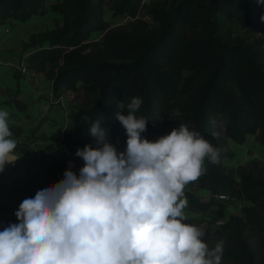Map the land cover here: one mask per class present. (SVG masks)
Returning a JSON list of instances; mask_svg holds the SVG:
<instances>
[{
    "label": "trees",
    "instance_id": "trees-1",
    "mask_svg": "<svg viewBox=\"0 0 264 264\" xmlns=\"http://www.w3.org/2000/svg\"><path fill=\"white\" fill-rule=\"evenodd\" d=\"M53 1L49 8L61 15L62 24L33 34L24 43L25 48L34 49L27 58V68L44 72L50 63L52 71L48 76L53 93L80 84L85 86L88 96L96 93L91 108L82 114L88 121L87 129L96 120H100L102 127L118 102L127 107L133 97H139L142 104L135 115L148 118L147 130L141 133L145 138L158 129L160 118L171 113L173 101L194 89L189 100L177 104L179 114L173 122L168 121L171 129L185 124L212 145L216 134H222L225 141L230 138L243 144L246 135L258 132L264 142L262 42L250 45L230 39V31H219L218 20L220 14L247 31L261 33L254 17L258 9L256 0H174L167 11L152 8L151 18L158 23L152 30L141 21L130 23L136 24L132 30L124 26L110 28L104 19L102 0ZM141 1H117L112 15L134 17ZM42 5L43 0H0V27L10 18L28 22L40 13ZM98 31L102 36L91 41L90 35ZM101 76L104 77L99 80ZM13 102L19 105L17 100ZM218 114L225 116L222 133L212 123ZM116 129L107 127V141ZM226 153L219 151L216 164L205 160L206 171L196 181L207 198L184 191L185 198L199 211L216 206L221 214L223 202L214 199L219 194L247 202L250 205L243 206L245 216L237 219L264 234V210L259 212L251 207L264 199V179L242 169L222 166ZM63 177L57 175V180ZM46 185L42 183L41 188ZM234 243L237 261L257 264L244 239L238 237Z\"/></svg>",
    "mask_w": 264,
    "mask_h": 264
},
{
    "label": "clouds",
    "instance_id": "clouds-1",
    "mask_svg": "<svg viewBox=\"0 0 264 264\" xmlns=\"http://www.w3.org/2000/svg\"><path fill=\"white\" fill-rule=\"evenodd\" d=\"M141 104L133 97L127 115L115 114L124 151L107 141L100 120L89 124L96 147L76 150L79 175L69 168L20 203L19 223L0 231V264H221L224 240L210 249L205 227L184 222V189L205 173V160L219 162V149L185 124L142 137ZM12 137L9 112L0 109V172L20 158Z\"/></svg>",
    "mask_w": 264,
    "mask_h": 264
},
{
    "label": "rangeland",
    "instance_id": "rangeland-1",
    "mask_svg": "<svg viewBox=\"0 0 264 264\" xmlns=\"http://www.w3.org/2000/svg\"><path fill=\"white\" fill-rule=\"evenodd\" d=\"M117 1L120 0L101 1L104 19L109 22L110 28L124 26L128 30H132L135 28L136 24L131 25L130 23L141 21L145 23L147 29L152 30L158 26V23L151 18L150 11L152 8H164L167 11L169 10V5L174 0H142L140 2V8L134 17L126 14L113 16V5ZM53 2V0H43V5L39 11L40 13L35 17H32L28 21L29 23H27V27H32L30 30L26 31L25 34L27 37L25 36L26 38H23L16 46L8 48L10 53H6L7 50H0V65H2V61L5 58L12 62V67L18 74V80L19 78L20 80H22L21 78H23V80L27 79L31 88L37 91L36 99L34 101H39V99L42 101L44 100L43 104H45L42 106L43 112L35 117V112L32 109L31 111L25 110L26 104L18 99L16 95L17 93L13 95V99L11 98V101L17 100L19 102V105H15V108L20 110V112L18 113L16 111V114L18 116V114L20 115L22 113L21 116H23V119H26L24 123L29 130H27L26 134L22 137L20 134L22 131L21 129H10L12 133L16 135V152L17 154H20V158L15 161V163L9 164V166L6 165L4 171L0 172V231H3L9 224L19 223L15 212L19 209V205L22 202L21 197L23 192H26L25 188L19 184L21 181L25 180L28 185H30L29 183H32V186H35V183L38 182L35 187L28 189L25 193V198H27L26 194H28V198H34L35 193L41 189L42 183H47L46 186H49L59 181L57 180V174L54 175L48 171L49 167L52 165L51 154L57 153L59 155L58 159L60 160V158L66 157L64 149L70 150L71 153L75 154L77 148H83L86 144H90L93 147V144H96L95 138L91 136L86 128L84 121L86 118H83L84 116L82 115L83 111L91 108V102H93L96 93L88 96L85 86L82 84L74 89H65L64 91L61 90L57 93H53L52 90L47 92L46 87L51 83L48 76V74L51 75L50 71H52L50 63L45 66L44 72L28 73L26 68L23 69V67L27 66L28 56L34 50L33 48L24 47V43L29 41L30 36L40 32H46L62 24L63 19L61 15L49 8V5ZM141 4H143V6H141ZM257 8L254 17L259 26H261V33L247 31L241 28L236 21L227 20L218 14L219 24H221L219 31L225 34H227V31H230V39L237 38L244 44L255 45L261 41V48L264 49V21L260 19L261 15L264 14V3L257 2ZM20 23L21 22L18 20L10 18L9 21H6L4 24L15 29ZM7 26L0 27V39L2 35L6 33L4 31L7 29ZM2 28L6 29L2 31ZM100 36H102L100 31L95 32L90 35V40L95 41ZM222 37L226 38L227 36ZM15 50L21 51V55L17 56ZM183 73L184 75H187L186 71ZM103 77L104 76L99 77V80ZM196 83L197 80H194L193 84ZM230 86L234 88L232 84ZM40 89L41 91H39ZM193 94L194 89H191L190 92L178 96L174 101L172 100L174 102V107L171 109V113L168 114L167 117L159 119L158 129L152 133L156 134L158 137L170 133L172 129L170 128L168 121L173 122V118L179 114L177 104L189 100L190 96ZM118 105H121L124 108H119ZM158 105H160L159 102ZM49 109L53 112V116L49 113L47 114ZM116 109H118L119 112H123L125 115L128 114V109L125 103L118 102L115 104L114 109L111 112V116L114 113L112 117L113 121L111 122L113 126H115L114 124L120 125L115 117V114L118 112ZM71 117L74 118L71 119ZM45 122H47V126L51 124L50 127L54 130L56 129L55 127L58 126V132L55 130L57 136L53 137L55 141L51 143H48V140H46L48 137L43 131ZM212 123L214 127L220 128L218 132L222 133L225 116L223 114L214 116L212 118ZM106 139H108L107 136ZM245 139L243 144H238L230 138L225 141L222 134H216L213 145L217 147L220 152H228L226 153L227 156L222 158V166L225 168L233 167L236 169H242L246 174H251L255 177L259 176L264 179V142L261 140V136L258 132L246 135ZM45 140L46 144L44 145ZM19 161L20 163H18ZM60 168L62 169V166ZM59 175L64 176L62 173ZM3 181L6 183L3 184ZM6 184L7 186L8 184L13 185L12 190L17 192L13 194V197L11 196L12 199L9 203L7 202L8 199L5 200L2 196L6 193L4 190L7 188ZM184 191H189L200 199H205L208 196L204 190H200L197 187L196 181L189 183ZM214 199L223 202L222 214L217 210L216 206L211 207L208 211H199L188 202L187 207L184 209L187 217L184 222L205 227L206 234L203 239L210 249L214 248L218 241L224 240L222 264H241L236 260L235 256L237 251L235 249L236 243H234V240H237L238 237H241L246 241L254 255V261L257 264H264V234H259L249 226H244L242 220L239 221L237 219L245 216L246 211L243 209V206H249L250 204L238 199L233 200L229 196L225 199L216 196ZM251 207H253L255 211L262 212L264 210V199L256 207ZM228 221H230V223L225 227V224H227Z\"/></svg>",
    "mask_w": 264,
    "mask_h": 264
},
{
    "label": "crops",
    "instance_id": "crops-1",
    "mask_svg": "<svg viewBox=\"0 0 264 264\" xmlns=\"http://www.w3.org/2000/svg\"><path fill=\"white\" fill-rule=\"evenodd\" d=\"M27 23H29V22H26V23L21 22L20 23V25L22 24L21 26L19 25L15 29H12L9 34L2 35V37L0 39V50H2V51L7 50L6 53H10L8 51L9 50L8 48H12L13 46H16L17 43L20 42L23 38L25 39L27 37V35L25 34L26 31H28V30H30V28H32V27H27L28 26ZM17 52H18V50H15L16 55H17ZM25 68H26V71L28 73L29 72L34 73V71L28 69L27 66ZM21 79L22 80H20V78H19V80H18V74L15 71V69L12 67V62L8 61L6 58L3 59L2 65H0V109H6L9 112L10 129H12V130L21 129L22 131L20 134L23 137L24 134H26L27 130H29V129L27 128L26 124L24 123L26 121V119L25 118L23 119V116H21L22 113L20 115L18 114V116L16 114V111L19 113L20 110H17L15 108V103L13 101H11L13 99L12 98L13 95L17 93L16 95H17L18 99L23 101V103L26 104L25 110L31 111V109H32L35 112V114H34L35 117H37V115L39 113L43 112L42 106H44L45 104H43L44 100L42 101L39 99V101H34L36 99L37 91L31 88V86L29 85L30 83L27 81V79H25V80H23V78H21ZM50 86H51V83H49V85L46 87L47 92L49 90H51ZM39 91H41V89ZM58 112H60V111H58ZM48 113L51 116L54 115L50 109L48 110L47 114ZM72 118H74V117H71V119ZM71 119H69V120H71ZM84 121L86 122V120H84ZM44 125L45 126H43L44 127L43 131H44L45 135L48 137V139H46V140H48V143L55 141L53 137L57 136V132H58L57 127L58 126L55 127L56 128L55 130L57 131L56 132L54 129H52L50 127L51 124L47 126V122H45ZM15 136L16 135L13 134L12 138L16 139ZM73 138H75V137H73ZM46 140L44 142V145L46 144ZM51 156L55 157V159H58L57 157H59L57 153L51 154ZM17 160H19V159H17ZM18 163H20V161ZM7 166H9V165H7ZM13 175H14V173H13ZM2 183L4 184L6 182L3 181ZM37 183L38 182L35 183V186L37 185ZM19 184H21V186L23 188H25L26 192L28 191V189L35 187V186H32V183H29L30 185H28V183L25 182V180L21 181ZM6 186H7V184H6ZM12 189H13V185L8 184L7 188L4 189L6 192L5 195H2L3 199H5V200L8 199V201H7L8 203L12 199L11 196L13 197V194L17 193ZM26 192H23V194H22V197H21L22 201L25 199V193ZM27 195L28 194H26V197L28 198Z\"/></svg>",
    "mask_w": 264,
    "mask_h": 264
},
{
    "label": "built area",
    "instance_id": "built-area-1",
    "mask_svg": "<svg viewBox=\"0 0 264 264\" xmlns=\"http://www.w3.org/2000/svg\"><path fill=\"white\" fill-rule=\"evenodd\" d=\"M8 21L9 20H7V22ZM7 24L2 25V27L7 26ZM4 29H6V28H2V31H4ZM11 30H12V27L7 26V29L4 32H6L5 34H9L11 32ZM23 69H25V67H23ZM116 111H118V109H116ZM113 114H112V116L110 115L107 117V119L102 124V128L107 129V127L113 126V124L111 123L113 121V118H112ZM114 125L117 127V129L115 130L114 134L109 138L108 142L115 145L118 152L124 151L126 149V141H127L126 131L121 124L120 125L114 124ZM145 138L148 140H156L159 137L156 134L151 133V134L147 135ZM64 152L66 154V157L60 158V160L55 159V157L53 159V157H52V159H51L52 165L49 167L48 171L54 175L55 174L59 175L61 173L64 174L65 170H67V162L73 161L74 167L71 170H73L77 175H79V169L83 166L84 161H82V159L80 157L76 156L74 153H71L70 150L64 149ZM57 158H59V157H57ZM44 165H47V164H44ZM61 166H62V169L60 168ZM217 196H220V198H222V199H225L227 197L226 195H222V194H219Z\"/></svg>",
    "mask_w": 264,
    "mask_h": 264
},
{
    "label": "water",
    "instance_id": "water-1",
    "mask_svg": "<svg viewBox=\"0 0 264 264\" xmlns=\"http://www.w3.org/2000/svg\"><path fill=\"white\" fill-rule=\"evenodd\" d=\"M21 55V51H18L17 52V56H20ZM74 167V163H73V161H68L67 162V169H69V168H73Z\"/></svg>",
    "mask_w": 264,
    "mask_h": 264
}]
</instances>
